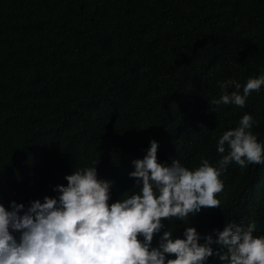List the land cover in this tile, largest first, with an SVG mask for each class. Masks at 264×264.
Segmentation results:
<instances>
[{"label": "trees", "instance_id": "trees-1", "mask_svg": "<svg viewBox=\"0 0 264 264\" xmlns=\"http://www.w3.org/2000/svg\"><path fill=\"white\" fill-rule=\"evenodd\" d=\"M261 75L264 0H0V204L57 196L94 162L113 181L109 203L130 196L131 161L153 139L158 162L218 166L217 140L245 113L264 144V86L244 107L212 104L217 81ZM221 178L220 206L162 218L152 246L186 226L203 236L255 221L264 235V164L232 162Z\"/></svg>", "mask_w": 264, "mask_h": 264}, {"label": "clouds", "instance_id": "clouds-1", "mask_svg": "<svg viewBox=\"0 0 264 264\" xmlns=\"http://www.w3.org/2000/svg\"><path fill=\"white\" fill-rule=\"evenodd\" d=\"M217 84L223 93L213 105L244 107L251 92L264 86V75L243 86L231 78ZM256 123L245 113L223 132L216 144L218 166L205 158L191 169L177 159L158 162V141L151 140L143 158L131 161L128 175L139 191L112 203L113 181L98 178L94 162L66 175L67 185L54 186L57 196L30 201L27 208L16 201L10 210L0 204V264H207L209 257L222 264H264V235H254L255 221L229 223L203 236L194 226L184 227L183 238L166 230L152 246L165 227L162 218L190 222L202 208L220 206L217 194L230 163L264 164V144L252 131Z\"/></svg>", "mask_w": 264, "mask_h": 264}]
</instances>
